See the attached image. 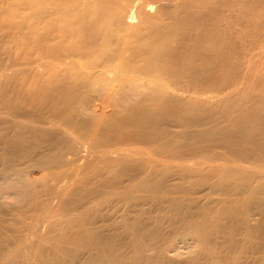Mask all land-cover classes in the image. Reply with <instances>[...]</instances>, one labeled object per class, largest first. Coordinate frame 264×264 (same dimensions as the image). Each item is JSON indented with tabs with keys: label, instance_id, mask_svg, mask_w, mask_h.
<instances>
[{
	"label": "bare ground",
	"instance_id": "1",
	"mask_svg": "<svg viewBox=\"0 0 264 264\" xmlns=\"http://www.w3.org/2000/svg\"><path fill=\"white\" fill-rule=\"evenodd\" d=\"M218 1L0 0V28L19 13L34 20L0 34V264H264L253 212L264 172L239 165L264 155V94H207L236 38L264 29V0ZM91 93L103 97L93 104ZM87 101L94 115L82 121ZM205 108L194 122L206 129L160 130ZM147 140L171 156H150ZM215 146L224 155L175 156ZM72 148L82 155L66 157Z\"/></svg>",
	"mask_w": 264,
	"mask_h": 264
},
{
	"label": "rangeland",
	"instance_id": "2",
	"mask_svg": "<svg viewBox=\"0 0 264 264\" xmlns=\"http://www.w3.org/2000/svg\"><path fill=\"white\" fill-rule=\"evenodd\" d=\"M224 2L237 5V7H240V5L243 3V0H224ZM165 3L167 2L154 3V7H158L159 5L163 6L165 5ZM212 3L218 5L219 1L214 0V2ZM151 4L153 3L151 2ZM77 9L79 10V2H78ZM222 11L224 13L226 12L224 8L222 9ZM33 24H34V20L32 19V17L27 16L26 14L19 13L15 16H9V17L4 18L2 25H1L2 27L0 28V31H1L0 34L4 35L5 37H8L14 33H17L18 31H26ZM74 28H77V27H74ZM236 39L237 41L234 44V47L230 49L231 58H230V61H228L227 75L222 80V84L219 87H214L215 89H208L209 93L207 94L208 96L213 97L215 95H219L223 91L225 92V88L230 87L231 85L233 86L238 85V89L240 90V93H242V96L245 95V98H242L241 101L243 102V100L245 101L248 100V102L250 103V102H253L256 99V96H259V94H264V29L261 32L255 29L248 30L244 32L243 34L239 35ZM75 46L79 48V41H77ZM213 51H214V48L211 46H208L207 54L210 55L212 54ZM17 53L20 55V57H24L25 55L32 56L33 53L35 52L32 49L28 48V49H20ZM73 59H74L73 61L78 62L76 64H79V59L77 58H73ZM129 93L130 94L127 96L128 98L129 96H131V92ZM122 94L124 95V92ZM125 94L127 95L128 93L126 92ZM94 95L95 93L94 94L91 93L87 96V100L89 99L88 101H91L92 103L94 102L93 104L99 102L98 101L99 99H102L101 97H98L102 95L96 94L95 96L97 97H95ZM119 96L121 97V93ZM119 96L117 95L114 96L111 104L113 103L114 106L118 104L120 100ZM116 97L118 98V100ZM132 98L134 97H130V99ZM193 98L195 101H198L200 102V104H203L204 107H207L208 109H210L213 112V114H216L217 112L222 110L220 106H217V103L219 102L220 99L209 97V99L207 100V99H204L203 96L200 97L198 95H194ZM130 99L127 101H131L130 103H132L133 99L132 100ZM94 100H97V101L95 102ZM114 100H117V101H114ZM88 101L87 103L90 104L89 106L91 108L87 105L84 108V110L88 107L89 110L86 112L87 114H89L88 115L89 117L87 116L85 112H84L85 114L81 112L80 114L82 113L83 114L81 116L82 118L79 116L80 120H82L84 117H87L85 121L87 119L89 120V118L94 115L91 113L93 112L92 111L93 104ZM116 108L114 109V111L115 110L116 111L113 113V115L118 116L119 113L120 115H123L126 113L124 110H127V109L124 108V105L116 107ZM108 111L109 110H106V112ZM188 114L189 113L186 114L188 119L185 120L187 123L185 121L178 122L175 120L161 121L159 127H160V130L165 134V137L171 138V139L178 138V136H180L181 134L185 132L194 134L208 127L209 124L206 121H201L200 127L194 122L196 118H199L201 120L204 116H207L206 108L204 111L196 113L197 115L195 116L197 117L191 116ZM145 132L150 134L151 130H145ZM187 144H189L188 141L182 140L181 143H179V146L185 149L189 147ZM144 145L147 151L149 152L150 156L151 154H156L155 150H157L158 156H163V157L171 156L170 147L168 146V143H166L165 141L160 142L158 145H154V143H151L150 141L147 140L144 142ZM79 147H81V145ZM82 150L83 149H76V148L73 149L72 148V150L71 149L69 151L67 150L68 152L67 153L65 152L64 155L66 157L70 156L68 158L72 159L75 156H77L78 151H82ZM86 150L88 152V149ZM87 152H84L85 154L83 155L88 156L86 154ZM82 153L83 151L81 152L80 155H82ZM253 154L254 156H239V160H240L239 165H242L244 168H248V170H251L257 173L264 172V155H258V153L256 152H253ZM203 155H209V157H219V155H224V152L220 148L215 146L212 148L205 149L202 152L191 151L187 153H178L175 156L186 157V158L189 157V158H193L196 161L200 162L202 159L207 157ZM71 156H74V157L71 158ZM221 157L229 158L230 156H221ZM263 194H264L263 192H260V191L258 192L257 190L256 198L253 204V212L255 213L258 223H262L264 221V200H263L264 196Z\"/></svg>",
	"mask_w": 264,
	"mask_h": 264
}]
</instances>
